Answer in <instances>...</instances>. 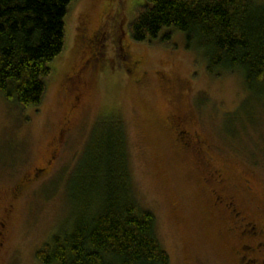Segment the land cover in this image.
I'll return each instance as SVG.
<instances>
[{"label":"rangeland","instance_id":"1","mask_svg":"<svg viewBox=\"0 0 264 264\" xmlns=\"http://www.w3.org/2000/svg\"><path fill=\"white\" fill-rule=\"evenodd\" d=\"M144 3L73 0L42 105L23 109L0 94V264H41L36 252L70 222L74 179L111 116L169 264H242L244 246L259 242L250 254L264 263V88L250 91L240 72L210 75L182 33L133 41L129 24ZM180 132L199 144L185 146ZM232 210L260 234L242 235Z\"/></svg>","mask_w":264,"mask_h":264},{"label":"trees","instance_id":"2","mask_svg":"<svg viewBox=\"0 0 264 264\" xmlns=\"http://www.w3.org/2000/svg\"><path fill=\"white\" fill-rule=\"evenodd\" d=\"M72 1L0 0V94L7 101L23 109L42 105L49 64L64 49ZM174 31L185 35L188 49L201 51L210 75L240 72L250 91L264 88V0H145L129 24L137 43L163 32L161 42H167ZM81 164L70 222L36 259L41 264H169L155 216L135 200L118 117L100 120ZM240 227L244 236L260 234L254 224ZM262 245H245L242 264H257L250 253Z\"/></svg>","mask_w":264,"mask_h":264},{"label":"flooded vegetation","instance_id":"3","mask_svg":"<svg viewBox=\"0 0 264 264\" xmlns=\"http://www.w3.org/2000/svg\"><path fill=\"white\" fill-rule=\"evenodd\" d=\"M93 42V40H87V44H91ZM124 50V49H123ZM124 57L128 60L127 64L130 66L129 69L133 70V67L135 66V62L131 61L130 60V54L127 52V51H124ZM181 133H185V132H180L178 133V135H180L179 137L182 139V142L185 146H191V144H195V145H198L199 144V141H198V137L195 136V137H190V136H181ZM19 188V185H17L16 187H14V190H17ZM220 202H223L221 199H219ZM227 207H232L231 205H233L231 202L227 203L226 204ZM233 211V210H232ZM234 216H236V218L238 219V223L239 225L241 226H247L248 223L245 221L244 218L240 217L239 213L236 211H234ZM6 216L5 215L4 217L1 218L0 220V254L4 248V241H5V238H6ZM258 264V263H257ZM263 264V262H262Z\"/></svg>","mask_w":264,"mask_h":264}]
</instances>
